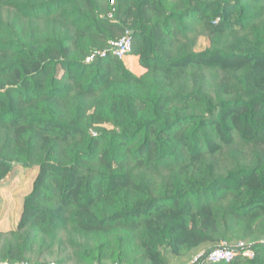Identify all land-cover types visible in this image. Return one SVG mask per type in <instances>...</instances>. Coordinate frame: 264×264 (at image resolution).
Here are the masks:
<instances>
[{"label":"trees","instance_id":"1","mask_svg":"<svg viewBox=\"0 0 264 264\" xmlns=\"http://www.w3.org/2000/svg\"><path fill=\"white\" fill-rule=\"evenodd\" d=\"M18 166L0 262L264 264V0H0V184Z\"/></svg>","mask_w":264,"mask_h":264},{"label":"crops","instance_id":"2","mask_svg":"<svg viewBox=\"0 0 264 264\" xmlns=\"http://www.w3.org/2000/svg\"><path fill=\"white\" fill-rule=\"evenodd\" d=\"M123 62L136 76H142L146 73V69L140 64L139 58L132 54ZM23 170L24 168L21 166L14 168L11 175L0 184V231L8 232L17 228L23 211L24 199L32 190L31 187L28 193L21 192ZM27 170L38 174V169ZM31 175L35 177V174ZM2 198L3 200H1Z\"/></svg>","mask_w":264,"mask_h":264},{"label":"built area","instance_id":"3","mask_svg":"<svg viewBox=\"0 0 264 264\" xmlns=\"http://www.w3.org/2000/svg\"><path fill=\"white\" fill-rule=\"evenodd\" d=\"M113 4V2H112ZM110 18H113V13L109 15ZM133 48V39L129 32H126L124 36L117 40L109 42V50L112 52L113 56L118 60L124 61L128 56L132 54ZM108 56L106 50L93 51L87 58L86 62H93L97 58H105ZM264 244V240L262 241ZM204 255V254H203ZM197 257L193 264H198L199 260L203 257ZM256 256V251L254 248L250 247L244 242H240L235 249H230L227 247V244H222L220 247L214 249L205 256V260L212 264H229L238 257L245 259H254ZM0 264H8L0 262ZM24 264V263H22ZM47 264H56L54 262Z\"/></svg>","mask_w":264,"mask_h":264},{"label":"rangeland","instance_id":"4","mask_svg":"<svg viewBox=\"0 0 264 264\" xmlns=\"http://www.w3.org/2000/svg\"><path fill=\"white\" fill-rule=\"evenodd\" d=\"M122 36H124V35H122ZM121 37H118V38H121ZM202 44L204 46L205 41H203V42L201 41L200 45L198 43L196 49L197 50L203 49ZM22 168H24V167H22ZM25 170H27V169L24 168L23 174L21 175L22 181H21L20 187H21V192H27L28 193L30 191L31 187H33V183H34L38 174L36 175V173L34 171L31 172L30 170H27V171H25ZM31 174H33V175L35 174V177H32ZM1 200H3V198ZM222 244H226V242H222ZM207 248L208 247H206V245L205 246L202 245V246H198L196 248H193L192 250L186 251V252H184V254H180V255L177 253H175V254L168 253L166 259H167L169 264H193L194 260L197 257H200L203 254H205Z\"/></svg>","mask_w":264,"mask_h":264}]
</instances>
